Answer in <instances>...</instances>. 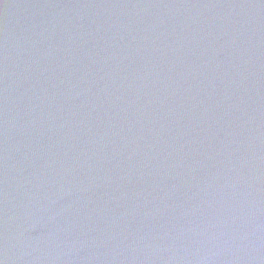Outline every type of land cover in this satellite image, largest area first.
Listing matches in <instances>:
<instances>
[{
    "label": "water",
    "instance_id": "1",
    "mask_svg": "<svg viewBox=\"0 0 264 264\" xmlns=\"http://www.w3.org/2000/svg\"><path fill=\"white\" fill-rule=\"evenodd\" d=\"M0 264H264V0H0Z\"/></svg>",
    "mask_w": 264,
    "mask_h": 264
}]
</instances>
